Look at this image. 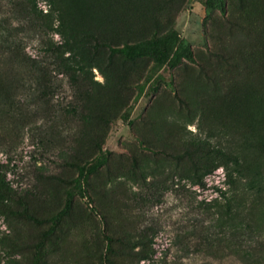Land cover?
<instances>
[{
    "label": "rangeland",
    "instance_id": "1",
    "mask_svg": "<svg viewBox=\"0 0 264 264\" xmlns=\"http://www.w3.org/2000/svg\"><path fill=\"white\" fill-rule=\"evenodd\" d=\"M0 264H264V0H0Z\"/></svg>",
    "mask_w": 264,
    "mask_h": 264
},
{
    "label": "trees",
    "instance_id": "2",
    "mask_svg": "<svg viewBox=\"0 0 264 264\" xmlns=\"http://www.w3.org/2000/svg\"><path fill=\"white\" fill-rule=\"evenodd\" d=\"M83 38L90 40L89 46L93 49L94 52L97 51L99 48L106 47L113 54H120V55H124L127 57H132V56L140 53L141 52L140 47H142L141 45H136V44L130 45L127 43L114 46L108 42L100 41L99 38L95 34H92V33L84 34ZM159 48H160V46L157 43H153L150 45L149 51L156 53V55L158 54L159 55L158 59L161 56H162V58H161L162 60L166 59V57H167L166 56V50H162L161 52H159ZM190 59H192V58H190ZM152 152L157 153L158 151L152 149ZM160 152L162 154H164L165 156H169V157L175 158L177 160H181L182 158L187 156L192 163V166L195 170V174L199 171V169H201L200 166L193 160L191 154L188 152H182L180 154H171V153L164 152V151H160Z\"/></svg>",
    "mask_w": 264,
    "mask_h": 264
}]
</instances>
